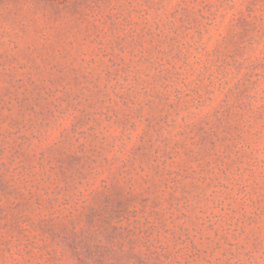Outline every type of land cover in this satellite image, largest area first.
<instances>
[{
  "label": "rangeland",
  "instance_id": "obj_1",
  "mask_svg": "<svg viewBox=\"0 0 264 264\" xmlns=\"http://www.w3.org/2000/svg\"><path fill=\"white\" fill-rule=\"evenodd\" d=\"M0 264H264V0H0Z\"/></svg>",
  "mask_w": 264,
  "mask_h": 264
}]
</instances>
